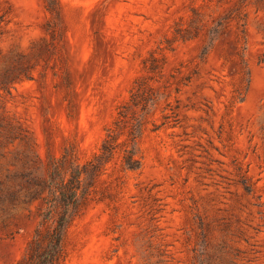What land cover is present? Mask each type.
<instances>
[{"label":"rangeland","instance_id":"obj_1","mask_svg":"<svg viewBox=\"0 0 264 264\" xmlns=\"http://www.w3.org/2000/svg\"><path fill=\"white\" fill-rule=\"evenodd\" d=\"M64 210L53 264H264V0H0V264Z\"/></svg>","mask_w":264,"mask_h":264},{"label":"trees","instance_id":"obj_2","mask_svg":"<svg viewBox=\"0 0 264 264\" xmlns=\"http://www.w3.org/2000/svg\"><path fill=\"white\" fill-rule=\"evenodd\" d=\"M70 197L67 198L66 206L71 203ZM67 223L66 211L64 210L61 216L56 221V225L47 235V243L42 253L32 256L31 264H53L54 260L59 256L62 235Z\"/></svg>","mask_w":264,"mask_h":264}]
</instances>
